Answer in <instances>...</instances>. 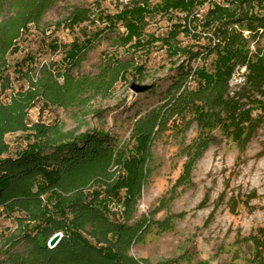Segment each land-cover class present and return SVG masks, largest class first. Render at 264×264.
I'll use <instances>...</instances> for the list:
<instances>
[{
  "label": "rangeland",
  "instance_id": "374dc122",
  "mask_svg": "<svg viewBox=\"0 0 264 264\" xmlns=\"http://www.w3.org/2000/svg\"><path fill=\"white\" fill-rule=\"evenodd\" d=\"M131 1L54 0L40 24L28 26V32L23 33L18 41L20 51L6 56L7 64L0 81V104L10 106L13 100L19 101L28 91H33L35 85L38 87L42 77L43 81L49 79L51 82V75H54L60 86L65 84L66 74L72 80L61 93L56 91L48 98L41 94L33 97L25 109L26 129L4 135L3 141L9 149L2 158L16 159L34 143L35 132L40 129L41 132L49 130L50 138L56 133L66 135L65 141L93 131L98 136L106 135L112 140L115 162L100 172L97 181L90 179L82 192L89 199H94L95 192H98L99 205L106 202L100 208L114 221L134 225L145 215L167 223L160 228L154 225L143 241L131 246V257L146 260L149 264L172 260H179V264H257L251 260L252 248L247 239L262 237L264 231V109L256 107L253 102L264 103V96L251 88L245 92L247 99L242 102L246 109H253V118L258 119V128L245 147H239L227 138V133L214 122L211 123L213 126L203 127L206 119L215 121L207 116L206 113L213 110L208 109L205 101L195 100V110L186 108L182 114L165 109L170 108L173 100L181 94L189 98L190 93L204 91L200 90L204 80L196 73L202 70L215 74L217 52L204 50L216 40H211L212 33L202 32L206 15L185 17V13L203 4V0H193V8L170 9L167 14L158 10L146 18V34L142 40L153 37L156 41L152 46L138 49L135 42L125 44L122 38L126 37L128 30L115 16ZM146 1L151 10H156L164 2ZM220 2L224 7L214 5L210 10L215 7L223 10L218 22L234 21L228 28L226 39H221L223 44L230 39L228 37H235L240 43L235 46L238 51L242 50L243 56L253 61L264 59V0ZM78 9L86 11L89 20L72 27L68 19ZM228 15L232 17L228 18ZM180 26L197 30L195 34L187 33ZM171 30H177L178 34L169 42L192 50L195 57L190 59L189 54H171L164 41L169 38ZM74 43L86 49L78 62L69 60ZM238 60L231 61L235 67L228 81L227 95L230 97L244 86V83L234 85L230 92L234 84L232 79H240L247 69ZM116 61L130 62L134 69L124 75L125 78L122 76L112 83L101 84L99 80L105 77L104 67ZM188 61L192 74L170 90L175 84L173 81L178 79L179 66ZM72 64L75 66L71 67ZM141 67L144 69L137 72ZM100 76L102 78L98 79ZM132 84L149 86L150 89L145 93H134ZM93 85L98 89H93ZM153 114L159 115L157 122H162V128L156 125L151 130L152 141L148 144V154L151 155L146 156L139 168L145 181L136 197V210L130 219H124L121 201L126 196L125 190L118 198L108 200V189L118 178H127L126 162L141 156L138 138L143 123L148 122ZM121 158L124 159L118 164ZM40 185L37 181L33 190L37 192ZM45 198L46 195L41 196L43 202ZM69 203L72 205L73 202ZM48 209L55 213L51 205ZM5 211L0 207V264H10L11 254L24 250L25 238L38 236L40 228L45 225L44 219L41 222L27 220V225L20 230L18 220L27 219L26 215L19 210L14 213ZM73 216L69 214L68 220L71 221ZM86 231H89L88 227ZM81 234L97 246L89 233L82 231ZM14 242L19 243L15 245ZM40 242H44L41 236Z\"/></svg>",
  "mask_w": 264,
  "mask_h": 264
},
{
  "label": "trees",
  "instance_id": "16d2710c",
  "mask_svg": "<svg viewBox=\"0 0 264 264\" xmlns=\"http://www.w3.org/2000/svg\"><path fill=\"white\" fill-rule=\"evenodd\" d=\"M53 4L54 0H0V18H2L0 21V81L3 80L2 75L7 64L6 56L9 53L20 51L18 41L23 33L28 32L30 24L39 25L44 13ZM194 5L195 1L193 0H164L162 6L151 10L146 0L143 3L132 0L115 17L117 20L123 21L128 30L126 37L122 38L124 43L135 42V47L145 49L156 41L153 37H148L146 41L142 40L146 34L144 32L147 25L145 20L149 15L158 10L167 14L170 9H188L193 8ZM222 11L220 7H215L204 17L202 24V32L212 33L211 40H216L215 44L213 42L207 50H204L217 52L215 74L198 71L197 76L204 80L200 90L204 91L190 93L189 98L181 94L180 97L173 100L170 108L165 109L182 114L186 108L195 110V100L205 101L208 109L213 110L212 113L207 112L206 114L214 118L215 121L208 118L203 122V127L213 126L211 123L214 122L227 133V138L236 142L239 147H245L258 128V119L253 118V109H246V104L242 101L247 99L245 92L248 88L256 90L261 96H264V59L253 61L249 60L247 56H243L242 50L238 51L235 46V44H240L235 37H228L230 39L225 41V45L223 44L222 40L226 39L228 28L234 21L228 19L226 22L219 23L218 19H221ZM85 12L80 9L72 12L68 19L69 25L79 26L89 20ZM227 17L232 16L228 15ZM182 29L183 32L194 34L197 30L187 27H182ZM177 34V30H171L169 38L164 39L171 54H189L190 59L195 57L192 50L181 48L176 45V42L172 43L174 45L170 43L171 39L175 40ZM87 44L90 45L91 42ZM85 50L74 43L73 53L69 60L78 62L82 51ZM234 58L239 59V64L247 66V74L244 86L230 97L227 95L228 81L235 67L231 62ZM189 63V61L184 62L179 66L178 79L173 81L175 84H172L170 90L174 85L177 88L176 84L184 83L189 74H192ZM131 69H134V64L116 61L104 67L105 77L99 81L103 85L112 83L120 77L128 75ZM143 69L141 67L137 72L140 73ZM45 72L47 71H44L43 74H46ZM65 76L63 86L57 83V77L54 75H51V82L49 79L43 81L44 77H42L38 87L35 85V89L28 91L27 95L21 97L19 101L13 100V104L10 106L0 104V207H3L8 213L19 210L26 215L27 219L18 220L20 230L27 220L41 222L44 219L43 222H45L44 227L40 228L38 236L25 238L22 252L11 254L10 264H149L146 260H137L131 257L129 250L131 246L143 241L154 225L160 228L167 224L166 221H155L145 215H142L141 221L134 225H128L121 220L114 221L105 210L100 208L106 202L99 205L100 194L98 192H95L94 199H89L88 195L82 192L90 179L93 178L94 181H97L100 172L115 162L113 158L115 150L111 148L112 140H108L106 135L98 136L96 131H93L65 141L63 139L66 135L56 133L53 138H50L49 130L43 129L41 132L40 129L35 132L34 143L20 152L16 159L2 158L4 154H8L9 149L3 141L4 135L26 129L23 120L25 109L33 97L41 94L48 98L56 91L61 93L72 80L69 74ZM92 88L98 89L94 85ZM250 102H255L256 107L264 109L263 102L259 100ZM215 108L218 109L217 112H215ZM158 114L160 115V113ZM159 115L153 114L148 122L143 123V129L138 138L141 144L138 151L141 156L126 162L125 166L129 170L127 178H118L113 182V185L108 184L111 185L108 189V200L114 197L118 198L122 190H125L126 196L121 201L124 207L122 213L124 219H130L136 210V197L145 181L142 170L139 168L146 156L150 157L151 155L150 152L148 154V144L152 141L151 130L156 125H159V129L162 128V122H157ZM122 156H124V152ZM123 159H119L118 164H121ZM37 181L41 185L36 192L33 188ZM43 195H46L44 202L47 203V206L41 199ZM69 202H73L72 205ZM48 205L53 207L55 213L49 212ZM69 214H74L71 221L67 218ZM87 227L89 231H86ZM82 231L89 233L95 239L97 246L88 242L82 236ZM58 232L62 234L61 240L54 248L48 247L47 241ZM261 235L262 237L252 236L247 239L252 248L251 260L257 264H264V231ZM40 236L44 238L43 244L40 242ZM12 238L13 235L9 238V242ZM14 243L17 245L19 242ZM161 264H179V260L163 261ZM187 264L192 263L188 262Z\"/></svg>",
  "mask_w": 264,
  "mask_h": 264
},
{
  "label": "built area",
  "instance_id": "2783aa9c",
  "mask_svg": "<svg viewBox=\"0 0 264 264\" xmlns=\"http://www.w3.org/2000/svg\"><path fill=\"white\" fill-rule=\"evenodd\" d=\"M214 5H218V6L222 5L224 7V5L221 4L220 0H203V4H201L200 7H198V8L195 7L190 12L185 13V17H190V19H191V18H195V17L198 18V17H201L203 15L205 16L209 13V11L211 9H213ZM246 74H247V70L245 69V71L242 75L245 76ZM243 76H241L240 79H232V84H233V82H234V84L232 85L230 92H231V90L234 89V85L244 83L245 78H243Z\"/></svg>",
  "mask_w": 264,
  "mask_h": 264
},
{
  "label": "water",
  "instance_id": "95a60500",
  "mask_svg": "<svg viewBox=\"0 0 264 264\" xmlns=\"http://www.w3.org/2000/svg\"><path fill=\"white\" fill-rule=\"evenodd\" d=\"M149 89H150L149 86H140L137 84H132V86H131V90L134 93H145V92L149 91ZM61 238H62V234H60V233L53 235L51 237V239L49 240V247L54 248L59 243Z\"/></svg>",
  "mask_w": 264,
  "mask_h": 264
},
{
  "label": "bare ground",
  "instance_id": "6f19581e",
  "mask_svg": "<svg viewBox=\"0 0 264 264\" xmlns=\"http://www.w3.org/2000/svg\"><path fill=\"white\" fill-rule=\"evenodd\" d=\"M51 237H52V236H51ZM51 237H50V238H51Z\"/></svg>",
  "mask_w": 264,
  "mask_h": 264
}]
</instances>
